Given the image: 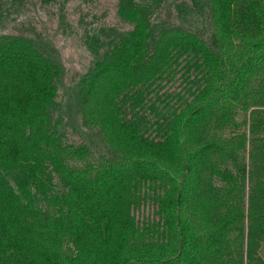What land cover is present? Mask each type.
<instances>
[{"label":"trees","instance_id":"16d2710c","mask_svg":"<svg viewBox=\"0 0 264 264\" xmlns=\"http://www.w3.org/2000/svg\"><path fill=\"white\" fill-rule=\"evenodd\" d=\"M118 16L132 29L89 36L71 87L37 27L0 31V264H264V138L206 140L209 116L236 125L238 109L264 131V0H119ZM180 62L202 88L150 121ZM248 145L252 169L214 165Z\"/></svg>","mask_w":264,"mask_h":264},{"label":"rangeland","instance_id":"374dc122","mask_svg":"<svg viewBox=\"0 0 264 264\" xmlns=\"http://www.w3.org/2000/svg\"><path fill=\"white\" fill-rule=\"evenodd\" d=\"M3 19L0 23V31L3 34H16L23 24H32L48 39L52 40L59 49L63 63L66 67L65 85L71 87L84 75L93 60L92 55L85 46L89 36L99 34L102 27H115L122 31H129L132 26L124 23L118 16L119 0H51L45 3L43 0H0ZM65 6L66 25H61L60 15L62 6ZM164 13V10L162 11ZM165 15V14H164ZM202 81L196 67L187 62H180L174 69L161 75V79L151 91L150 99L153 105V113L150 121H155L162 116H168L170 112L180 105L182 100H189L202 88ZM62 90L59 100L63 99ZM182 99V100H181ZM254 109V108H253ZM252 109V110H253ZM237 124H219L215 116L206 119L208 136L206 140L216 141L218 144H236L242 134L247 135L250 141L264 138V131L258 136L248 132L249 114L245 115L242 109L237 110ZM71 139L78 140L71 137ZM251 147L243 148L238 152V161L235 163L226 157L216 156L213 163L223 172H234L236 166H247L252 169L250 159ZM207 168H212L207 165ZM209 173V172H208ZM206 175L208 176L207 172ZM211 175V174H209ZM214 186H222V182L216 176L206 179ZM255 182L248 179L242 193L246 208L249 206ZM223 196L226 190L222 191ZM154 210L152 204H144L139 211V219L152 217ZM245 245V246H244ZM243 245V252L246 244ZM259 255L264 259V245L259 248Z\"/></svg>","mask_w":264,"mask_h":264}]
</instances>
